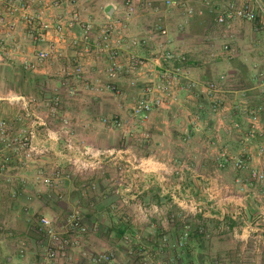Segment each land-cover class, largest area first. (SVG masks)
I'll list each match as a JSON object with an SVG mask.
<instances>
[{
	"label": "crops",
	"instance_id": "obj_1",
	"mask_svg": "<svg viewBox=\"0 0 264 264\" xmlns=\"http://www.w3.org/2000/svg\"><path fill=\"white\" fill-rule=\"evenodd\" d=\"M61 1L62 6L53 13L68 18L76 14L79 20L68 31L67 40L58 45L61 56L34 70L25 69L21 59H31L45 44L32 42L19 24L10 40L17 46L16 59H0V119L7 120L11 134H20L37 123L34 141L48 148L28 165L15 156L0 171V264H68L45 260L38 247L46 240L31 225L34 215L57 217L62 223L68 212L80 215L89 226V231L81 236L80 245L71 250L73 258L75 255L81 259V251L91 250L90 245L97 239L101 240L97 249L118 250L115 263L122 264L128 255L119 236L121 230L141 231L144 248L151 246L154 252L158 245L148 236L177 231L166 221L170 198L162 196L161 187H171L179 180L178 176L181 192L197 201L194 225L197 230L188 245L189 252L194 253L192 256L197 254L195 260L199 264H214L212 259L221 264H264V187L252 181L247 172L235 170L230 161L245 155L251 165H264V156L257 155L258 146L264 144V132L245 142L248 119L243 113L244 107L260 103L255 73L264 41L254 38L257 47L250 51L256 56L240 68L236 60L216 56L218 50L213 46L221 39L215 28L214 13L205 10L184 24L182 16L170 12L161 0H133L136 14L128 24L129 34L145 36L160 18L159 22L168 30L170 45L187 53L190 77L216 81L222 99L221 108L212 112L210 99L201 88L191 92L180 90L176 102L155 109L146 122L140 123L131 115L139 90L130 86L126 73L115 77L105 74L106 54L98 59L95 49V53L92 51L85 57L83 79L71 73L76 50L69 40L80 36L81 24L90 21L97 32L108 18L121 17L126 0ZM225 1L213 0V3ZM234 29L244 40L254 36L250 23L236 22ZM48 38L52 40L54 33ZM79 48H83V42H79ZM135 52L146 55L143 48ZM221 62L223 65L218 64ZM28 73L40 78L29 79ZM108 84L113 89H107ZM54 96L59 97V103L55 112H51L46 104ZM114 118L121 119L128 131L111 126L110 120ZM260 124L264 127V111ZM66 137L114 152L116 157L122 156L128 162L134 158L150 168L152 171L144 172L143 179L136 184L132 173L127 174L125 185H131L126 196L138 195L144 203L159 204L160 213L151 217L149 223L137 225L133 200L123 204L114 193L117 170L111 156L103 157L102 167L72 177L75 174L64 157ZM125 141L129 142L125 144ZM54 169L62 172L54 188L35 180L36 171ZM164 176L169 179L166 183L160 182ZM29 228L35 232L34 237ZM199 229L209 236L204 238Z\"/></svg>",
	"mask_w": 264,
	"mask_h": 264
},
{
	"label": "built area",
	"instance_id": "obj_2",
	"mask_svg": "<svg viewBox=\"0 0 264 264\" xmlns=\"http://www.w3.org/2000/svg\"><path fill=\"white\" fill-rule=\"evenodd\" d=\"M92 1V0H85ZM170 12H178L184 24L189 20L206 11L214 13L215 28L221 40L217 38L215 42L219 57L231 59L236 57L237 49L234 41L237 34L234 26L236 22L252 24L253 38L264 41V0H226L225 2L214 4L213 0H161ZM200 3L197 5V3ZM151 7L150 3H148ZM62 6L61 0H0V59H16L17 46L10 43L13 40V32L17 25H23L26 36L37 44H45L44 47L34 52L31 59L22 58V66L27 70H34L40 64L61 56L59 44L67 40L68 31L79 22L78 16L73 17L53 13L54 9ZM148 7V8H149ZM156 10V7H153ZM136 14V7L133 0H126L121 17L108 18L95 32V25L90 22L81 24L80 36L69 40L70 46L75 48V65L71 73L78 79L85 77L83 60L94 50L97 58L101 59L104 54L107 56V67L105 74L108 77H115L122 73L129 76V84L132 88H138L139 94L131 106L133 119L144 123L149 119L152 111L173 104L178 100L179 91L191 92L201 88L210 99V110L218 111L222 106V99L219 97L220 85L216 81H200L190 77V66L188 65V55L174 49L168 37L167 28L159 22L154 23L147 34L143 37L132 36L128 32V24ZM54 33V38H48L50 33ZM259 34V35H258ZM223 39V40H222ZM79 42H83V48L77 49ZM124 46V47H123ZM137 48H143L146 55H139L135 52ZM95 53V52H94ZM257 62L255 87L260 94V103L256 106L243 108V113L248 119L245 134V142H249L257 136H262L264 127L260 124V116L264 111V51ZM124 58V61H122ZM225 79V76H221ZM107 89H113L108 84ZM59 103V97L54 96L46 105L51 112ZM28 114V112H27ZM105 120V119H104ZM32 123L29 129L20 134H11L7 120L0 119V171L6 169L15 156H20L23 162L28 165L35 159L44 155L48 148L37 144L34 139L35 125ZM111 126L126 130L121 119L110 120ZM64 157L72 174L84 176L87 173L102 167L103 157L111 156L117 170L114 193L123 203L133 200L134 219L137 223L150 220L155 214L160 213V205L144 203L138 195L132 198L126 196L131 184H126L125 178L128 173L135 179L134 183L143 179L144 172L152 170L143 167V164L136 159L126 161L122 156L116 157L114 152L95 148L87 144L74 141L70 137L64 139ZM257 155L264 156V144L258 146ZM232 167L235 170L245 171L248 177L264 187V165L253 166L247 156L239 155L232 158ZM176 172V170L174 171ZM173 172V173H174ZM62 175L61 170L52 171L38 170L34 174L37 182H41L47 188L52 189L57 184V178ZM177 182L171 187L165 185L161 187L162 196H168V215L166 221L177 230L175 234L164 232L160 238V245L168 250L180 251L186 248L191 239L192 227L185 221L186 217L197 214V203L192 196L181 192V178L178 176ZM168 182V177L160 178V182ZM237 181H240L238 178ZM134 183H132L134 185ZM132 185V186H133ZM59 226L61 229H59ZM89 231V226L82 217L74 212H68L63 222L56 218L42 215L38 218V232L45 243H41L45 260L58 261L68 264H114L115 254L112 251L91 252L83 250L81 259L73 260L71 250L81 243V236ZM205 237L208 233L199 229ZM139 234H124L123 240L132 248L139 241ZM133 244V245H132ZM140 251L142 247L138 246ZM134 250V251H136ZM130 254L132 251L129 252ZM139 264H190L186 263L182 255L177 254L160 263H154L145 252ZM148 259V260H146Z\"/></svg>",
	"mask_w": 264,
	"mask_h": 264
},
{
	"label": "rangeland",
	"instance_id": "obj_3",
	"mask_svg": "<svg viewBox=\"0 0 264 264\" xmlns=\"http://www.w3.org/2000/svg\"><path fill=\"white\" fill-rule=\"evenodd\" d=\"M259 35V34H258ZM218 43V42H217ZM256 43V41L254 40V38H251L250 40H244V38L242 37V36H240V35H238L237 36V38H236V40L234 41V45H235V47H236V49H237V55H236V57H233V58H231L230 59V61L231 60H236L235 61V63H236V65H238V67H244V66H247V65H245V64H247V62H250L251 63V61H250V58H254L256 55H252V53L251 52H253V51H250L251 49H253V48H256L257 46H255L254 44ZM196 44H197V41H196ZM219 44V43H218ZM255 50V49H254ZM260 52L262 53V50H260ZM197 59V58H196ZM219 65H223V63L221 62V63H218ZM129 142V141H128ZM128 142H126L125 141V144L126 143H128ZM171 185H172V183H171ZM168 186V185H167ZM128 193V192H127ZM183 193V192H182ZM185 194V193H184ZM188 195V194H187ZM191 196V195H190ZM192 198L194 199V201H195V203H197V201L195 200V198L192 196ZM121 203H123V202H121ZM124 204V203H123ZM49 217H52V216H49ZM195 215L193 216V215H190V216H188V217H186V219H185V221H187V222H189L190 223V225H191V227H192V232H191V237H192V235L194 234V232H195V230H197L195 227H194V225H195ZM52 218H56L57 219V217H52ZM145 223H149V220H147L146 222H142V223H137V225L138 226H140V225H143V224H145ZM0 226H1V223H0ZM173 226V225H172ZM30 229V235L31 236H33L34 237V234H35V232L36 233H38V234H40L39 232H38V230L37 229H34V231H33V229L32 228H29ZM139 230H141V228L139 227L138 228ZM34 233V234H33ZM135 233H137V234H139V239H138V243L137 244H132L133 246H132V248H129V245L127 244V243H125L124 242V240H123V236H121L120 238H121V241H122V244H123V246H125L127 249L125 250L126 252H127V255H128V260H126L125 259V261L124 262H122V264H139V262L140 261H142V258L144 257L143 255H141V254H139L140 252H145L148 256V258L150 259V260H152L154 263H160L162 260H166V259H168L169 257H172V256H174V257H176L177 256V254H179L180 253V255H182L183 256V258H184V260L183 261H185L186 263H190V264H199L198 262H197V260H195V259H197V254H196V256H192V255H194V253L192 254V253H190L189 252V248H188V246L186 247V248H184V249H181L180 251H173V250H168V249H165V248H163L161 245H160V238H161V236L164 234V232H160V233H158V234H154V236H148V238L150 239V240H152V242H154V243H156L157 245H158V249L157 250H155L154 252H153V247H151V246H149L148 248H144V243H142L143 242V240H142V238H143V234H142V232L141 231H134L133 233H130V232H126V234H135ZM173 234H175L176 235V233H173ZM202 234V233H201ZM98 235H100V233H98ZM120 235V234H119ZM204 238H207V237H205L204 236ZM147 240V239H146ZM154 240V241H153ZM148 241V240H147ZM40 245H41V243H40ZM97 245H101V240L100 241H98L97 239H95V241L90 245V247H91V250H88V251H91V252H101L102 250H99V249H97L98 247H97ZM137 246H140V247H142L141 249H140V251H138V250H136L138 247ZM146 247V246H145ZM160 248V249H159ZM38 249L40 250V251H42L43 250V247L42 246H40V247H38ZM123 250V249H122ZM134 250H136V251H134ZM83 251V250H82ZM82 251H81V253H82ZM110 251H112V252H114V254H115V258H116V261H118V250L117 251H115L114 249H111ZM130 251H132V253L130 254L129 252ZM80 253V254H81ZM71 256H72V253H71ZM81 256V255H80ZM72 258H73V256H72ZM75 258V259H74ZM74 258H73V260H74V262L75 261H78V260H76V259H80V257L79 258H76V256L74 255ZM146 260H148V259H146ZM213 260V263L214 264H221L218 260H216V259H212ZM58 261H61L60 259H58ZM58 261H56V262H58ZM80 262H81V264H84V262H82V260H80ZM116 264V263H115Z\"/></svg>",
	"mask_w": 264,
	"mask_h": 264
},
{
	"label": "trees",
	"instance_id": "obj_4",
	"mask_svg": "<svg viewBox=\"0 0 264 264\" xmlns=\"http://www.w3.org/2000/svg\"><path fill=\"white\" fill-rule=\"evenodd\" d=\"M28 76H29V79H39L40 77L39 76H36V75H33V74H27ZM49 98V97H48ZM50 99V98H49ZM72 177H80V176H78V175H73ZM38 216L37 215H34L32 218H31V220H32V222H31V225H32V227H33V229H37L38 230ZM126 224L128 225L129 223H127L126 222ZM129 229V228H128ZM119 236H123L124 234H126V232H125V230H121V231H119ZM40 235V234H39ZM138 247V246H137ZM139 248V247H138Z\"/></svg>",
	"mask_w": 264,
	"mask_h": 264
}]
</instances>
